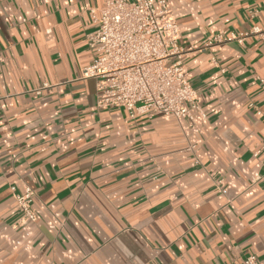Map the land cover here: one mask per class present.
Wrapping results in <instances>:
<instances>
[{
	"label": "crops",
	"instance_id": "crops-1",
	"mask_svg": "<svg viewBox=\"0 0 264 264\" xmlns=\"http://www.w3.org/2000/svg\"><path fill=\"white\" fill-rule=\"evenodd\" d=\"M167 3L192 119L99 107L104 0H0V264H264V41H216L264 28V0Z\"/></svg>",
	"mask_w": 264,
	"mask_h": 264
},
{
	"label": "built area",
	"instance_id": "built-area-1",
	"mask_svg": "<svg viewBox=\"0 0 264 264\" xmlns=\"http://www.w3.org/2000/svg\"><path fill=\"white\" fill-rule=\"evenodd\" d=\"M104 1L101 10L90 13L92 29L86 36L93 60L82 69V78L97 80L99 107H125L132 119L141 114L192 119L198 95L186 77L185 57L193 49L181 45V28L167 0ZM250 36L264 41V28L231 32L216 41L242 42ZM16 199L24 218L35 222L31 191ZM245 264H258L256 256Z\"/></svg>",
	"mask_w": 264,
	"mask_h": 264
}]
</instances>
